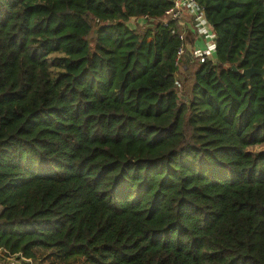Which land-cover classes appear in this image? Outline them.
Segmentation results:
<instances>
[{"label": "trees", "instance_id": "16d2710c", "mask_svg": "<svg viewBox=\"0 0 264 264\" xmlns=\"http://www.w3.org/2000/svg\"><path fill=\"white\" fill-rule=\"evenodd\" d=\"M197 1L179 97L169 0H0L2 264H264V0Z\"/></svg>", "mask_w": 264, "mask_h": 264}, {"label": "built area", "instance_id": "2783aa9c", "mask_svg": "<svg viewBox=\"0 0 264 264\" xmlns=\"http://www.w3.org/2000/svg\"><path fill=\"white\" fill-rule=\"evenodd\" d=\"M169 1L170 6L157 21L162 26H167L170 21H175L180 26L179 45L174 60L176 71L173 73V77L177 95L185 97L181 87L186 64L189 61L203 63L212 58L216 49V34L205 16L203 6L197 0ZM143 19H146V16H143ZM175 31L173 29L171 32L175 33ZM198 40L203 42L200 47L196 46Z\"/></svg>", "mask_w": 264, "mask_h": 264}, {"label": "rangeland", "instance_id": "374dc122", "mask_svg": "<svg viewBox=\"0 0 264 264\" xmlns=\"http://www.w3.org/2000/svg\"><path fill=\"white\" fill-rule=\"evenodd\" d=\"M264 150V144L259 145V146H254L248 148V151L251 153H255L258 151ZM36 252V264H64L63 261L59 258H57L56 254H54L50 250H35ZM3 260V253L0 252V264H2ZM8 263L6 264H20L19 261L12 257V258H7ZM75 264H85L83 262V259L78 261Z\"/></svg>", "mask_w": 264, "mask_h": 264}, {"label": "water", "instance_id": "95a60500", "mask_svg": "<svg viewBox=\"0 0 264 264\" xmlns=\"http://www.w3.org/2000/svg\"><path fill=\"white\" fill-rule=\"evenodd\" d=\"M231 70L234 72H237V68L235 66L231 67ZM241 74L246 78V79H250L251 76L254 75H259L264 79V67L261 68H255L253 66L245 68L241 71Z\"/></svg>", "mask_w": 264, "mask_h": 264}, {"label": "crops", "instance_id": "0c3cea01", "mask_svg": "<svg viewBox=\"0 0 264 264\" xmlns=\"http://www.w3.org/2000/svg\"><path fill=\"white\" fill-rule=\"evenodd\" d=\"M189 34H190V32H189ZM191 40V39H190ZM193 42V41H192ZM203 45V42L201 41V40H198V42L196 43V46L197 47H200V46H202Z\"/></svg>", "mask_w": 264, "mask_h": 264}]
</instances>
